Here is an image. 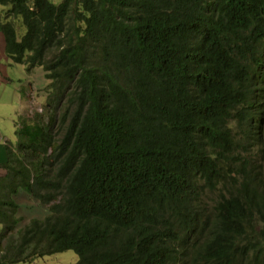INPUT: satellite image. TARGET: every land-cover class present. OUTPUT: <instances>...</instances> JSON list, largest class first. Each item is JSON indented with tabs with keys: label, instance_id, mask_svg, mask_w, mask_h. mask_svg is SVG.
<instances>
[{
	"label": "trees",
	"instance_id": "trees-1",
	"mask_svg": "<svg viewBox=\"0 0 264 264\" xmlns=\"http://www.w3.org/2000/svg\"><path fill=\"white\" fill-rule=\"evenodd\" d=\"M0 4L8 58L52 80L3 155L0 264H264V0Z\"/></svg>",
	"mask_w": 264,
	"mask_h": 264
},
{
	"label": "rangeland",
	"instance_id": "rangeland-1",
	"mask_svg": "<svg viewBox=\"0 0 264 264\" xmlns=\"http://www.w3.org/2000/svg\"><path fill=\"white\" fill-rule=\"evenodd\" d=\"M6 6L0 4V15L3 14V10ZM0 96L2 101L0 102V108H5L7 113L17 108L15 111L17 114L15 120L16 129H5L6 123H9V117H0V176L6 172L5 167L2 165L5 163L7 156V150L14 151L16 156L23 157V152L20 150L19 138L20 127L24 125V119H34L37 117V113L44 112L47 109L48 103L47 98L51 90V77L46 73H43L41 67H36L35 70L27 69L21 62H17L14 59H7V52L5 49V39H0ZM57 42L51 40L47 43V47L52 51H55ZM14 87V90L12 88ZM50 96V95H49ZM58 112L62 111L60 108ZM0 115H3L0 113ZM23 119V120H22ZM22 120V121H21ZM60 135V134H59ZM57 137H59L57 135ZM8 147V149H7ZM250 154L253 155V159H257L255 152ZM227 182H231L230 180ZM223 187V182L219 184V187L215 191H208L207 189L202 195L203 201L209 208L217 204L218 195ZM17 203L21 205L18 216L22 217L23 223H26L31 216L44 217L47 210L43 208L40 203L33 197L28 195L26 192L21 191L16 196ZM212 209V208H211ZM0 224V231H1ZM79 259V255L75 250H67L63 252H57L54 254L39 257L31 261H21L15 264H75Z\"/></svg>",
	"mask_w": 264,
	"mask_h": 264
},
{
	"label": "clouds",
	"instance_id": "clouds-1",
	"mask_svg": "<svg viewBox=\"0 0 264 264\" xmlns=\"http://www.w3.org/2000/svg\"><path fill=\"white\" fill-rule=\"evenodd\" d=\"M41 37L44 38V34H42ZM46 46H47V43H46ZM47 49H48V47H47ZM48 50H51V49H48ZM56 50H58V45L56 46L55 51H56ZM51 51H52V50H51ZM31 53H32L31 51H28V52H25V55L28 56V55H30ZM7 59H9L8 56H7ZM24 63H25V62H24ZM25 64H27V63H25ZM23 65H24V64H23ZM25 67L28 69V66L25 65ZM30 67H34V68H30V69H32V70L34 69V70H35L36 67H41V68H42L43 66H42V65H34V66H30ZM42 69H43V68H42ZM44 73H46V74L48 75V71H46V70L43 69V73H42V74L44 75ZM50 81H52V80H50Z\"/></svg>",
	"mask_w": 264,
	"mask_h": 264
},
{
	"label": "crops",
	"instance_id": "crops-1",
	"mask_svg": "<svg viewBox=\"0 0 264 264\" xmlns=\"http://www.w3.org/2000/svg\"><path fill=\"white\" fill-rule=\"evenodd\" d=\"M0 39H4V38H3V35L1 34V31H0ZM0 41H1V40H0ZM16 110H17V108L14 109V111H16Z\"/></svg>",
	"mask_w": 264,
	"mask_h": 264
}]
</instances>
